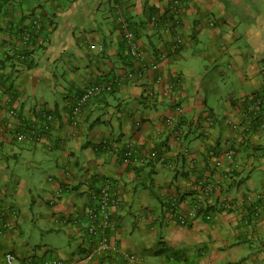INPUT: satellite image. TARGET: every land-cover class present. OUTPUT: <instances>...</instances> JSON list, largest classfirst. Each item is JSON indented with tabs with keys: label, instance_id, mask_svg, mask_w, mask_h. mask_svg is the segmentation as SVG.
I'll return each instance as SVG.
<instances>
[{
	"label": "crops",
	"instance_id": "0c3cea01",
	"mask_svg": "<svg viewBox=\"0 0 264 264\" xmlns=\"http://www.w3.org/2000/svg\"><path fill=\"white\" fill-rule=\"evenodd\" d=\"M168 3H3L0 150L6 151L4 156L32 160L39 150L49 156L51 173L35 186L12 171L8 175V163L0 158V205L8 224L0 235V258L11 251L20 257H56L67 264H120L104 253L85 261L84 235L62 220L89 203V176H110L118 182V205L110 208L114 227L109 239L144 257L146 264H264V200L254 204L260 207L256 211L245 200L248 193L264 192V131L240 143V134L226 123L237 121L242 99L264 85V0H188L170 27L165 17ZM116 10L135 31L144 73L90 99L72 125L70 108L86 86L124 76L133 68ZM156 15L160 19L152 22ZM31 16L39 17L43 32L23 64L12 54L23 48L17 28ZM175 33L182 38L178 45L173 42ZM45 113L54 121L41 141L16 140L17 116L41 128ZM205 115L214 118L207 133ZM171 116L182 130L179 139L164 124ZM230 139L237 144L234 159L215 168L209 150ZM103 140L110 147L97 149ZM125 143L132 145L136 161L121 163L114 153V146ZM229 166L232 170L227 172ZM220 173L228 175L215 183L205 201L200 200V191L192 188L195 180H213L209 176ZM57 188L62 194L50 204L48 198ZM223 196L231 198L235 208L223 209ZM169 200H175L182 212L198 202L208 206L210 219L199 215L180 226L176 213L167 208ZM28 203L45 207L37 213L44 231L62 228L77 246L68 240L64 249L44 245L27 250L26 242L19 240L27 222L19 204Z\"/></svg>",
	"mask_w": 264,
	"mask_h": 264
},
{
	"label": "built area",
	"instance_id": "2783aa9c",
	"mask_svg": "<svg viewBox=\"0 0 264 264\" xmlns=\"http://www.w3.org/2000/svg\"><path fill=\"white\" fill-rule=\"evenodd\" d=\"M21 0H9L10 3H18ZM188 0H169L167 11L165 12V17L168 18V26L178 22V16ZM116 22L118 31L121 38L126 46L127 53L131 62L134 64L133 68H130L124 76H114L113 78L107 80H101L89 84L84 88V90L75 98L69 112V119L72 125L77 123L79 114L83 106L93 98L101 96L105 93L112 91V89L121 85L125 80H130L135 77H141L145 70V63L143 60L142 51L138 45L136 34L131 28L130 21L125 18L119 10H116ZM170 17V18H169ZM151 21H156V16L151 17ZM171 23V24H169ZM212 25V23H210ZM21 31L17 32L19 44L22 47L29 46L31 39L36 34L37 30L41 27V21L38 16L28 18ZM28 27V28H27ZM173 42L178 45L182 42V38L178 34H174ZM15 57L18 59L23 58V53L20 50L15 52ZM135 66V68H134ZM174 110L179 112L180 107L178 105L174 106ZM13 115H16L15 110H11ZM206 122V127L203 130L207 133L210 127L214 123V118L208 115L204 117ZM54 121V117L50 113L43 114L42 127L38 128L36 124H25L20 116H17L15 123L19 127L15 131V138L17 141H31L39 142L41 141L46 133L50 131L51 124ZM164 124L170 127L173 131V136L176 139L182 137V130L177 127L174 123V118L166 117ZM229 130L231 132L240 134V143L244 140H251L252 136L256 133H261L264 131V85L254 90L250 95L242 99V105L238 110V120H227L226 121ZM100 148L108 149L110 143L107 140H103L99 144ZM97 147V149H98ZM237 144L233 140H225L221 145H217L210 149L208 152V157L213 158L214 167H220L223 161H232L236 154ZM113 151L119 158L121 163L127 164L132 161H136V157L133 153V148L130 143H125L121 147H113ZM187 154V149L182 150ZM232 170L229 166L227 172ZM218 175V176H216ZM228 174L220 173L214 174L213 180L209 178H199L193 183L192 188L194 190L200 191V200L205 201L209 195L211 189L216 184L221 182ZM90 180H93L91 187L89 188V203L81 208V211L71 218L62 217L63 221L72 223L74 227L80 229L84 235V239L87 245V250L84 254V260L89 261L99 254H108V256L113 260H119L120 264H146L144 257L129 251H125L116 246L109 239V231L114 227V222L110 216V208L112 206L118 205L117 198V187L118 182L110 176H89ZM51 180V178H49ZM63 189L57 188L55 193L48 198V202L54 203L55 198L62 194ZM246 203L249 206H253V210H259L260 207L254 205L257 201L264 200V192L257 191L251 192L246 195ZM220 206L223 209L235 208V203L231 198L223 196L220 200ZM200 203L193 204L185 212L179 211L177 209V204L175 200H169L167 208L169 211L176 213V222L180 226H187L195 218L199 216V211L201 209ZM204 207V206H203ZM202 217L206 220L210 219L209 212L200 213ZM8 228L7 221L4 217V211L1 209L0 205V235H2ZM0 264H67L64 261L56 257H35L27 256L20 257L11 251L3 252L1 255Z\"/></svg>",
	"mask_w": 264,
	"mask_h": 264
},
{
	"label": "rangeland",
	"instance_id": "374dc122",
	"mask_svg": "<svg viewBox=\"0 0 264 264\" xmlns=\"http://www.w3.org/2000/svg\"><path fill=\"white\" fill-rule=\"evenodd\" d=\"M60 69V68H59ZM59 74H61L59 72ZM6 151L4 149L0 150V158H3V161L8 163L7 168L4 170L8 175H11V171L14 175H17L19 178L31 179L35 186H39L41 181L48 177V174L51 173L48 168L49 161L48 155L42 153L41 151L35 155V160L27 159L26 156L21 155L17 159H14L10 156H4ZM254 177L257 174L253 175ZM20 208L24 209L26 212V218H24V224L22 225L23 230L19 234V240L26 242L27 250H32L33 247H42L46 245L49 249L57 250L64 249L66 242L65 230L60 229L56 230H43L42 219L37 216L41 210H45V207H40L37 204L33 206L28 204H19ZM22 223V222H21ZM53 223L50 222V225ZM78 242V239H77ZM72 246L76 247V239L70 240ZM1 262V258H0Z\"/></svg>",
	"mask_w": 264,
	"mask_h": 264
},
{
	"label": "trees",
	"instance_id": "16d2710c",
	"mask_svg": "<svg viewBox=\"0 0 264 264\" xmlns=\"http://www.w3.org/2000/svg\"><path fill=\"white\" fill-rule=\"evenodd\" d=\"M5 2H9V0H0V11L2 10V7H4V5H3V3H5ZM10 3V2H9ZM152 14H155V13H153V12H151ZM151 14V15H152ZM32 17H34V16H31V17H28V18H32ZM160 17H161V15H156V21H158L159 19H160ZM27 18V19H28ZM170 18V17H169ZM23 27L24 26H21V25H19L18 26V28H17V32L18 31H21L22 29H23ZM28 28V27H27ZM42 25H41V27L37 30V32H36V34L34 35V37L31 39V42H30V44H29V46H26V47H23V48H19L18 49V51L20 50V52H22L23 53V58L22 59H18V58H16L15 57V54L13 55L12 54V56H14L18 61H20L21 63H26V60H27V56H28V53H29V48H31V47H33V46H35L36 44H37V42H38V39H39V37H41V35H42ZM135 32V31H134ZM29 50V51H28ZM127 55H128V53H127ZM128 57H129V55H128ZM130 59V58H129ZM131 61V60H130ZM113 90V89H112ZM111 92V91H110ZM109 93V92H108ZM144 98L145 97H147L146 95L145 96H143ZM99 144H101V142L99 143ZM100 147H98V149H99ZM209 210H210V208L208 207V206H204V207H201V209H200V211L198 212L199 213V215H200V213H203V212H209Z\"/></svg>",
	"mask_w": 264,
	"mask_h": 264
}]
</instances>
